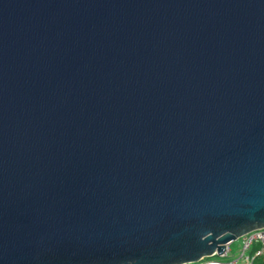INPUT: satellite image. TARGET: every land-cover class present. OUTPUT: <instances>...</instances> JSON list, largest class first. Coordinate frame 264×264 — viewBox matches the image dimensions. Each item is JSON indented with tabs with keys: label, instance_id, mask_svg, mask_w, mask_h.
I'll return each mask as SVG.
<instances>
[{
	"label": "water",
	"instance_id": "1",
	"mask_svg": "<svg viewBox=\"0 0 264 264\" xmlns=\"http://www.w3.org/2000/svg\"><path fill=\"white\" fill-rule=\"evenodd\" d=\"M264 227V0H0V264H185Z\"/></svg>",
	"mask_w": 264,
	"mask_h": 264
},
{
	"label": "built area",
	"instance_id": "2",
	"mask_svg": "<svg viewBox=\"0 0 264 264\" xmlns=\"http://www.w3.org/2000/svg\"><path fill=\"white\" fill-rule=\"evenodd\" d=\"M236 239H240L239 248L235 253L230 252L228 241L222 252L202 257L192 264H254L256 260L264 263V227L250 230Z\"/></svg>",
	"mask_w": 264,
	"mask_h": 264
},
{
	"label": "rangeland",
	"instance_id": "3",
	"mask_svg": "<svg viewBox=\"0 0 264 264\" xmlns=\"http://www.w3.org/2000/svg\"><path fill=\"white\" fill-rule=\"evenodd\" d=\"M239 244H240V239H234L230 244V252L235 253L239 248ZM185 264H192V263L189 262Z\"/></svg>",
	"mask_w": 264,
	"mask_h": 264
},
{
	"label": "trees",
	"instance_id": "4",
	"mask_svg": "<svg viewBox=\"0 0 264 264\" xmlns=\"http://www.w3.org/2000/svg\"><path fill=\"white\" fill-rule=\"evenodd\" d=\"M254 264H264L262 261H260V260H256L255 262H254Z\"/></svg>",
	"mask_w": 264,
	"mask_h": 264
}]
</instances>
